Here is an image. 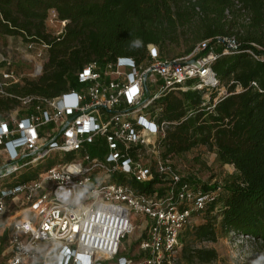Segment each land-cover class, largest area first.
Listing matches in <instances>:
<instances>
[{
  "label": "built area",
  "instance_id": "built-area-1",
  "mask_svg": "<svg viewBox=\"0 0 264 264\" xmlns=\"http://www.w3.org/2000/svg\"><path fill=\"white\" fill-rule=\"evenodd\" d=\"M50 12L59 35L66 21ZM36 44L42 56L48 45ZM220 45L222 54L239 47L231 35L201 40L176 58L149 44L140 63L93 60L77 73L79 89L54 97L9 92L20 77L0 52V98L18 100L0 119V264H184L182 236L220 187L204 191L163 155L168 123L156 120V101L177 89L206 100L216 93L215 102L227 95L211 66ZM155 179L148 190L134 185ZM137 229V248L129 251L123 239Z\"/></svg>",
  "mask_w": 264,
  "mask_h": 264
},
{
  "label": "trees",
  "instance_id": "trees-1",
  "mask_svg": "<svg viewBox=\"0 0 264 264\" xmlns=\"http://www.w3.org/2000/svg\"><path fill=\"white\" fill-rule=\"evenodd\" d=\"M50 10L66 21L59 35L47 30ZM180 28L188 36L186 55L205 39L234 35L239 43L227 54L221 45L214 49L211 66L227 95L215 102L216 93L206 100L203 92L177 89L156 101L161 107L156 120L168 123L161 140L164 156L204 146L238 173L225 195L207 205L201 223L182 236L183 263L208 264L218 259V252L196 244L216 242L218 224L225 234L264 240V0H0V38L22 36L48 45L44 74L9 88L18 96L54 97L77 89L78 71L93 60L102 66L120 56L143 62L149 44L160 48L177 41ZM137 38L142 46L130 47ZM17 104L16 98H0V119L2 111ZM188 181L204 191L216 189ZM156 182L134 185L148 190Z\"/></svg>",
  "mask_w": 264,
  "mask_h": 264
},
{
  "label": "rangeland",
  "instance_id": "rangeland-1",
  "mask_svg": "<svg viewBox=\"0 0 264 264\" xmlns=\"http://www.w3.org/2000/svg\"><path fill=\"white\" fill-rule=\"evenodd\" d=\"M49 13L50 15L46 24L47 30L53 35H56V32L59 29L61 30V27L55 19L53 21L49 20L50 16H52L51 12ZM182 31L183 28H180L178 31L180 33V38L177 41L167 42L163 47H160L166 57L176 58L186 55L185 51L189 42H187L188 36L181 35ZM29 43L30 42H27L22 36H4L0 38V52L12 60L13 69L20 77V81L16 84H12L10 87L18 84L23 85L27 80H38L44 74L45 63L48 60V51L43 52L41 56V47L35 43L33 47L30 48L28 46ZM79 88L80 85L77 89ZM153 92L154 90L151 91V94H153ZM8 113L9 110H4L1 115L3 117ZM171 160L177 171L185 178H191L200 183H207L216 186V188L220 187L221 197L226 193V185L238 179V173L235 171L233 165L221 164L217 160L216 154L204 146L196 147L182 155L173 156ZM47 164L48 163H45L39 167L30 169L26 173L28 174L26 176L37 174ZM201 221L202 217L197 218L192 225L199 224ZM217 231L219 233V238L216 242L196 244L198 247L214 248L218 252V259L208 264H264V240H246L247 238L225 234L219 224L217 225ZM138 235L139 230L137 229L123 239V245L126 249L129 251L132 250V247L137 242ZM5 248V245L1 246L0 255L2 252L4 253ZM136 248L137 244L133 249ZM124 253L128 254V251ZM4 259L5 258L0 256V262H4Z\"/></svg>",
  "mask_w": 264,
  "mask_h": 264
},
{
  "label": "clouds",
  "instance_id": "clouds-1",
  "mask_svg": "<svg viewBox=\"0 0 264 264\" xmlns=\"http://www.w3.org/2000/svg\"><path fill=\"white\" fill-rule=\"evenodd\" d=\"M130 36H131V33H130ZM142 44H143V41L141 39L137 38V39L131 41L130 47H132V48H139V47L142 46ZM63 198L65 200H67L68 197H67V195H65Z\"/></svg>",
  "mask_w": 264,
  "mask_h": 264
}]
</instances>
